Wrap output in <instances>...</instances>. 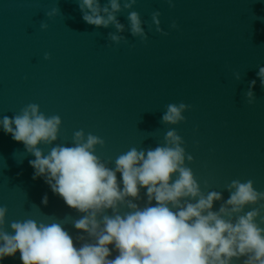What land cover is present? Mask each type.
Here are the masks:
<instances>
[{"label":"water","instance_id":"95a60500","mask_svg":"<svg viewBox=\"0 0 264 264\" xmlns=\"http://www.w3.org/2000/svg\"><path fill=\"white\" fill-rule=\"evenodd\" d=\"M118 2L114 10L111 0H99L100 14L116 19L95 25L84 19L90 9L83 0H0V121L32 104L45 118L60 119L56 139L33 147L0 124V207L6 209L0 232L14 234L13 222L32 219L60 223L77 247L95 243L105 216L133 212L131 204L156 203L149 201L147 187L95 210L99 226L92 234L75 222L93 210L67 205L46 174L35 175L34 149L47 156L91 135L97 138L91 151L116 170L117 158L133 148L175 147L169 132L180 137L181 167L191 170L200 190L182 201L221 193L211 211L233 223L256 211L253 222L264 230V83L258 75L264 66V0ZM133 12L141 33L133 32ZM181 103L187 106L183 119H163L169 105ZM116 175L122 190V174ZM234 181L251 182L260 194L239 211L227 203ZM109 247V258H115L118 250ZM251 255L233 256L230 264H246ZM0 264L23 261L18 251Z\"/></svg>","mask_w":264,"mask_h":264},{"label":"clouds","instance_id":"9594fccd","mask_svg":"<svg viewBox=\"0 0 264 264\" xmlns=\"http://www.w3.org/2000/svg\"><path fill=\"white\" fill-rule=\"evenodd\" d=\"M82 6L90 9L84 19L91 24L107 25L116 19L111 13L107 17L100 14L99 0H83ZM111 7L119 9L118 0H111ZM103 11L109 9L105 7ZM130 20L133 32L141 33L137 13H131ZM258 75L264 83V66ZM255 83L253 80L252 85ZM185 107L183 103L169 105L163 119H183ZM59 123V117L45 118L35 104L29 105L22 115L0 121L6 133L30 147L41 140L56 139ZM76 136L80 138L82 133L77 132ZM168 137L175 147L161 146L147 152L133 148L117 158L116 170L106 167L91 151L97 143L91 135L85 143L58 146L47 156L34 149L36 159L30 163L37 170L35 175L46 174L53 192L61 195L67 205L82 212L93 210L75 222L78 229L96 234L99 225L95 210L114 207L126 195L138 196L140 186L147 187L149 201L156 203L144 208L131 204L136 209L133 212L105 216L95 243L79 247L60 223L32 219L13 222L14 234L0 232V262L4 256L19 251L23 264H230L231 257L245 253L252 254L246 264H264V230L253 222L256 211L233 223L210 210L221 193L211 192L195 203L182 201V197L197 196L200 190L191 170L181 167L184 150L179 145L180 137L175 132H169ZM117 172L122 174V190ZM176 172L179 175L172 180ZM233 186L236 190L227 201L233 205L232 211H239L241 205L256 201L260 195L251 182L234 181ZM42 202L48 203L47 196ZM220 211L227 210L222 207ZM5 212L0 207V223ZM109 245L118 250L115 258H109Z\"/></svg>","mask_w":264,"mask_h":264}]
</instances>
